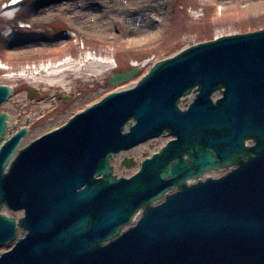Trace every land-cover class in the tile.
<instances>
[{"label": "water", "instance_id": "1", "mask_svg": "<svg viewBox=\"0 0 264 264\" xmlns=\"http://www.w3.org/2000/svg\"><path fill=\"white\" fill-rule=\"evenodd\" d=\"M13 91L0 85V107ZM12 126L1 112L0 264H264V28L158 61L26 145ZM163 134L115 175L118 153Z\"/></svg>", "mask_w": 264, "mask_h": 264}, {"label": "rangeland", "instance_id": "2", "mask_svg": "<svg viewBox=\"0 0 264 264\" xmlns=\"http://www.w3.org/2000/svg\"><path fill=\"white\" fill-rule=\"evenodd\" d=\"M7 1L0 0V9ZM41 14L47 16L45 22ZM3 17L0 28L12 25ZM19 17L27 19L30 27L21 30L12 25L10 36L0 39V62L6 69L0 70V84L15 88L13 99L0 112L14 117L13 131L30 127L24 145L42 127L82 109L88 98L99 95V100L134 85L154 63L187 46L264 28V0H24ZM86 51L93 60H85ZM109 65L113 68L103 74ZM137 67L136 77L118 85L109 83L112 74ZM53 69L64 71L61 75L72 90L60 83L50 85L47 75ZM31 90L36 92L33 99ZM156 148L150 143L141 153ZM128 171L119 168L121 173ZM5 213L22 215L8 209Z\"/></svg>", "mask_w": 264, "mask_h": 264}, {"label": "bare ground", "instance_id": "3", "mask_svg": "<svg viewBox=\"0 0 264 264\" xmlns=\"http://www.w3.org/2000/svg\"><path fill=\"white\" fill-rule=\"evenodd\" d=\"M17 2V0H14L12 3H11V5H9V6H7V8H5L4 10H3V14H4V16L5 17H7V18H12L14 15H15V13H16V11H17V6H18V4L16 3ZM49 5V3L48 4H44V6L43 7H46V6H48ZM140 5V4H139ZM141 6V5H140ZM145 8H146V3L145 4H143V9L145 10ZM41 18H42V21L43 22H45L46 20H47V16H44L43 14H41ZM40 17V16H39ZM143 23H144V26H146V25H148V23L146 22V21H143ZM147 27V26H146ZM4 36H6V37H9V31H7V32H5V35ZM94 58L92 57V56H88L87 58H86V61H91V60H93ZM100 60V59H99ZM113 68V66H111V65H109L108 66V69L107 70H104L102 73L104 74V73H106L107 71H109V70H111ZM48 72V71H47ZM64 71H62V69H53L52 71H49V74L47 75L49 78H51L50 79V81L51 82H53V83H51L50 85L51 86H56V84H59L60 83V85L61 86H63L64 88H67L66 90H72V87H70L68 84H65V80H64V77L61 75L62 73H63ZM55 79H56V81H55ZM49 85V86H50ZM104 92H102V94H103ZM101 94V95H102ZM66 96V95H65ZM98 97H99V95H96V96H94V97H92V98H88L87 100H86V102H84V104L82 103V105L85 107L87 104H91L92 102H94V101H96L97 99H98ZM50 104V101H49V103H48V105ZM78 108H80V106H78V107H76L75 109H73V111H75V110H77ZM69 117V114H68V116L66 117V119ZM65 118L63 119V118H59V119H57L55 122H51V123H49L48 125H46V126H44V127H42L39 131H37L36 133H35V137H37V136H40V135H42V134H44L45 132H47V131H49V130H51V129H53V128H55V127H57V126H59L60 124H62V123H64L65 121L64 120H66ZM154 142V141H153ZM152 143V142H151ZM148 145V144H147ZM147 145H145L144 147H146ZM143 147V148H144ZM127 154H134V155H140L141 154V149L140 148H137V149H134V150H132L131 152H129V153H127ZM123 155H125V154H123ZM122 155V156H123Z\"/></svg>", "mask_w": 264, "mask_h": 264}, {"label": "flooded vegetation", "instance_id": "4", "mask_svg": "<svg viewBox=\"0 0 264 264\" xmlns=\"http://www.w3.org/2000/svg\"><path fill=\"white\" fill-rule=\"evenodd\" d=\"M37 10L34 12V15H36L37 14ZM27 20V19H26ZM70 96V95H69ZM71 97V96H70ZM69 101V100H68ZM139 164H140V161L139 160H134V163H133V165H132V168H137L138 166H139ZM132 170H130V172H131ZM117 173L118 174H120V175H123L124 173H121V172H119V168L117 169Z\"/></svg>", "mask_w": 264, "mask_h": 264}]
</instances>
